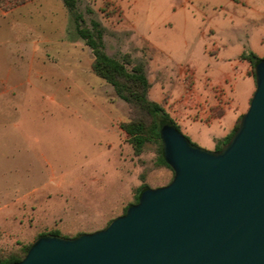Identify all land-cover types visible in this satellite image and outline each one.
<instances>
[{"label": "rangeland", "instance_id": "374dc122", "mask_svg": "<svg viewBox=\"0 0 264 264\" xmlns=\"http://www.w3.org/2000/svg\"><path fill=\"white\" fill-rule=\"evenodd\" d=\"M78 9L88 26L95 17L106 27L109 55L147 62L149 97L182 113L172 118L180 132L216 150L223 139L214 146L211 136L247 110L255 90L241 54L264 58V2L79 0ZM92 61L62 0H0V255L19 254L41 233L102 229L140 184L172 177L156 143L138 154L128 143L119 125L136 114ZM218 92L224 119L193 120Z\"/></svg>", "mask_w": 264, "mask_h": 264}, {"label": "water", "instance_id": "95a60500", "mask_svg": "<svg viewBox=\"0 0 264 264\" xmlns=\"http://www.w3.org/2000/svg\"><path fill=\"white\" fill-rule=\"evenodd\" d=\"M255 90L219 150L160 128L172 180L144 189L104 228L45 233L13 264H264V58Z\"/></svg>", "mask_w": 264, "mask_h": 264}, {"label": "trees", "instance_id": "16d2710c", "mask_svg": "<svg viewBox=\"0 0 264 264\" xmlns=\"http://www.w3.org/2000/svg\"><path fill=\"white\" fill-rule=\"evenodd\" d=\"M78 1L79 0H62L64 6L72 14L76 35L91 49L93 54V61L91 64L93 72L104 79L106 83L110 84L116 95L128 103L131 110L136 114L135 117L131 118L129 121L120 123V129L126 134V140L132 145L137 154L143 150L147 142H154L158 145L159 164L168 167L172 171V177L168 181L169 183L173 178L174 172L165 162L162 155L160 128L162 124L169 123L179 131L180 129L165 110L164 106L160 102L149 97L151 82L148 78L147 62L144 60H137L134 62L128 53L123 54L120 58L109 55L105 50L104 43V35L107 31L106 27L95 17L90 19V25L88 26L83 14L78 9ZM87 12L91 13L93 11L88 8ZM241 58L247 59L250 62V74L255 77L254 65L261 57L253 52L245 51L241 54ZM240 118L241 115L238 117L233 130L223 139L222 143L216 147V150L221 149V147L229 141L239 125ZM185 137L192 143L187 136ZM148 187L151 186L146 183L140 184L134 202L127 205L122 214L126 212L128 206L138 202L140 193ZM111 220H109L104 227H106ZM48 233L60 234L56 230ZM42 234L45 233H41L38 236ZM78 234L80 233L76 235ZM29 246L30 244L25 245L20 250L19 254L10 253L7 255H0V264H13L20 261L26 255Z\"/></svg>", "mask_w": 264, "mask_h": 264}, {"label": "crops", "instance_id": "0c3cea01", "mask_svg": "<svg viewBox=\"0 0 264 264\" xmlns=\"http://www.w3.org/2000/svg\"><path fill=\"white\" fill-rule=\"evenodd\" d=\"M257 1L264 2V0H257ZM250 70H251V64L248 63V68L246 70V75L248 77L251 76ZM254 88H255V84H254V87L251 89L250 94H252ZM189 91H191V93H193L191 88H190ZM218 95H219V97L217 98L218 99V103L216 105H214V106H210L208 108V110L206 111V115H203V117H200L198 114H195V115L191 116V118L193 120H201V121H204L208 125L211 124L212 122H214L215 120L219 121V123H220V121L222 119H224L226 113H225V110H224L223 105H222V99L220 98L221 96L223 97V93L218 92L217 96ZM248 99H249V97H248ZM157 102H159V101H157ZM160 103L163 105L162 102H160ZM169 111H171V110L168 109L167 112L169 113ZM173 114L174 115H172V114L169 113V115L171 116V118H173L175 121H177V119H179L181 117V114L182 113H180V111H179V112H174ZM240 114L239 115L236 114L235 115V118L232 120V122L230 124H228L227 126H225V127L222 128L223 129V132L220 135H218V136L212 135L211 136L210 140L212 141V143H213L214 146H216V143H215L216 140H222L226 136L229 135V133L233 130V128H234V126H235V124L237 122V119L240 116ZM184 132H187L186 129H184ZM186 134L188 135L189 133L187 132Z\"/></svg>", "mask_w": 264, "mask_h": 264}]
</instances>
